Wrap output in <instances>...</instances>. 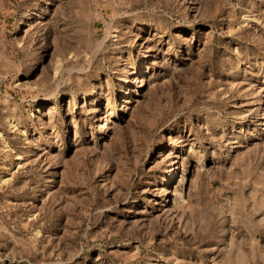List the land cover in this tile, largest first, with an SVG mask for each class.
I'll list each match as a JSON object with an SVG mask.
<instances>
[{"label": "rangeland", "instance_id": "obj_1", "mask_svg": "<svg viewBox=\"0 0 264 264\" xmlns=\"http://www.w3.org/2000/svg\"><path fill=\"white\" fill-rule=\"evenodd\" d=\"M0 264H264V0H0Z\"/></svg>", "mask_w": 264, "mask_h": 264}]
</instances>
